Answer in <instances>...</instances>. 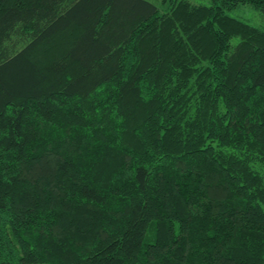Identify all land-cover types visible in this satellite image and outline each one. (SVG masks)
<instances>
[{
    "label": "trees",
    "instance_id": "16d2710c",
    "mask_svg": "<svg viewBox=\"0 0 264 264\" xmlns=\"http://www.w3.org/2000/svg\"><path fill=\"white\" fill-rule=\"evenodd\" d=\"M164 2L0 0V264H264V0Z\"/></svg>",
    "mask_w": 264,
    "mask_h": 264
},
{
    "label": "rangeland",
    "instance_id": "374dc122",
    "mask_svg": "<svg viewBox=\"0 0 264 264\" xmlns=\"http://www.w3.org/2000/svg\"><path fill=\"white\" fill-rule=\"evenodd\" d=\"M152 3H154L158 8L161 10H164L167 3L164 2V0H148ZM189 2L192 6H208L211 4L212 0H184ZM227 14L230 17L236 18L240 21L246 22L251 26H254L256 28H259L264 31V17L263 15L254 9L249 4H243L235 7L232 10H229ZM73 34H75V29L71 28L69 31L63 32V34H59L58 37H56L53 40L52 46L43 47L39 50L37 53L36 58L38 57L41 62L46 65L49 62V57H52L51 53L54 52L53 58L57 57L62 50H64L65 46L73 39ZM58 53V54H57ZM263 172L264 169H261Z\"/></svg>",
    "mask_w": 264,
    "mask_h": 264
}]
</instances>
